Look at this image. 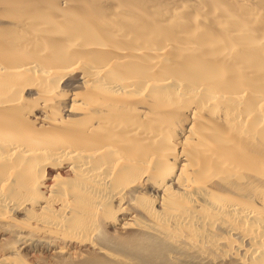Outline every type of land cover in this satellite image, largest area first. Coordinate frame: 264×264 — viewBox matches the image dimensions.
Segmentation results:
<instances>
[{
	"label": "bare ground",
	"instance_id": "6f19581e",
	"mask_svg": "<svg viewBox=\"0 0 264 264\" xmlns=\"http://www.w3.org/2000/svg\"><path fill=\"white\" fill-rule=\"evenodd\" d=\"M0 264H264V0H0Z\"/></svg>",
	"mask_w": 264,
	"mask_h": 264
}]
</instances>
